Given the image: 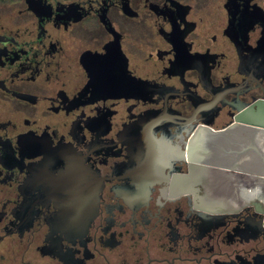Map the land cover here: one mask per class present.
Here are the masks:
<instances>
[{
  "label": "flooded vegetation",
  "instance_id": "af4514ba",
  "mask_svg": "<svg viewBox=\"0 0 264 264\" xmlns=\"http://www.w3.org/2000/svg\"><path fill=\"white\" fill-rule=\"evenodd\" d=\"M262 101L264 0H0V264H264L193 150Z\"/></svg>",
  "mask_w": 264,
  "mask_h": 264
},
{
  "label": "water",
  "instance_id": "95a60500",
  "mask_svg": "<svg viewBox=\"0 0 264 264\" xmlns=\"http://www.w3.org/2000/svg\"><path fill=\"white\" fill-rule=\"evenodd\" d=\"M255 117L251 121L236 122L223 130L214 131L206 128L205 132L196 135L194 142L198 141V144L194 143L193 150L198 156L202 152L208 157V173L205 175L208 180L232 183L233 179L240 178L242 188L246 177H264L263 101L258 103ZM241 195L243 198V193ZM208 198L213 203L218 195L210 193ZM222 198L224 204L230 203L227 194Z\"/></svg>",
  "mask_w": 264,
  "mask_h": 264
},
{
  "label": "clouds",
  "instance_id": "9594fccd",
  "mask_svg": "<svg viewBox=\"0 0 264 264\" xmlns=\"http://www.w3.org/2000/svg\"><path fill=\"white\" fill-rule=\"evenodd\" d=\"M247 192L251 193V198H264V189H262L259 185L255 188L247 189Z\"/></svg>",
  "mask_w": 264,
  "mask_h": 264
},
{
  "label": "bare ground",
  "instance_id": "6f19581e",
  "mask_svg": "<svg viewBox=\"0 0 264 264\" xmlns=\"http://www.w3.org/2000/svg\"><path fill=\"white\" fill-rule=\"evenodd\" d=\"M255 185L260 186L262 189H264V177L258 176L255 180ZM263 204H264V198H259Z\"/></svg>",
  "mask_w": 264,
  "mask_h": 264
}]
</instances>
